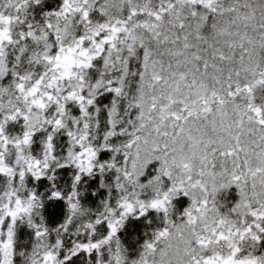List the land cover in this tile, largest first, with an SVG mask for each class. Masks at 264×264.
Wrapping results in <instances>:
<instances>
[{"label":"snow or ice","instance_id":"1","mask_svg":"<svg viewBox=\"0 0 264 264\" xmlns=\"http://www.w3.org/2000/svg\"><path fill=\"white\" fill-rule=\"evenodd\" d=\"M29 2L7 0L12 12L0 9V79L8 71L7 46L20 40L40 45L29 59L45 66L38 76L14 71V94L0 86V177L7 180L0 193V264H13L17 221H26L40 241L30 264H66L81 252L99 257L105 246L107 264H125L117 233L130 215L149 209L163 212L165 224L131 264H264V255H242L241 247L264 239V0H62L58 11L45 13L54 19L39 31L29 25L17 39L14 26ZM102 92L112 100L96 143ZM69 105L78 106V116ZM21 120L22 130L9 135L10 123ZM61 131L68 137L62 160L55 144ZM41 132L40 155H33ZM120 136L126 139L114 144ZM101 150L113 155L101 160ZM152 161H159L156 174L142 183ZM53 164L75 174L71 191L56 189L48 197L63 200L67 210L52 231L68 232L85 215L82 176L114 169L119 193L115 205L104 200L95 219L83 222L78 231L88 238L73 241L62 259L60 235L49 243L44 217L33 219L44 207L41 196L35 189L21 194L29 175L54 180ZM100 186L111 187L103 179ZM232 186L238 199L228 214L218 199ZM180 193L190 203L183 219L173 220ZM104 222L106 234L93 238Z\"/></svg>","mask_w":264,"mask_h":264},{"label":"trees","instance_id":"2","mask_svg":"<svg viewBox=\"0 0 264 264\" xmlns=\"http://www.w3.org/2000/svg\"><path fill=\"white\" fill-rule=\"evenodd\" d=\"M62 4V0H46L43 8L39 5H33L31 8H27L26 14L22 16L21 22L16 25L14 29L16 33V38L19 39L20 32H27L29 30V25L32 27L35 24H43L45 13L58 11ZM99 5V0H98ZM97 5V7H98ZM93 18L96 20L102 19L98 12H93ZM82 30V25H78L77 33ZM54 39V37H51ZM25 47V52L20 53L19 48ZM40 47L35 42L30 39L20 40L19 44L8 45L7 47V65L8 71L6 75L0 79V86H8L14 79L13 72L24 74L25 72H32L34 76H38L42 71H44L43 65L36 64L29 59L32 51ZM55 50V44L53 51ZM20 57L17 60V57ZM102 64V61L97 62V66ZM90 75L92 79L96 78L97 72L95 69L90 70ZM112 100V94L110 92H102L97 96L96 106L101 109L98 119L100 120V127L97 128V140L96 143L102 142V133L106 127L105 118L107 111L105 106L110 105ZM123 106V104H122ZM54 108V106H53ZM69 108L73 115H79L78 106L69 105ZM94 111V109H90ZM23 122H13L10 123L8 127L9 135H16L22 130ZM50 130V129H49ZM45 133L41 132L34 138V143L32 145L31 151L33 155H40L41 152V136ZM126 137H114L112 142L118 143ZM56 144V155L62 160L66 154L68 147V137L62 131L57 133L55 138ZM113 153L109 150H101L99 153V159L106 160L111 158ZM120 158V157H118ZM9 159L14 160L15 154L14 150L10 152ZM159 167V161H152L145 169V174L140 177L141 182H146L151 176L156 174V170ZM53 168L55 165L53 164ZM49 174H53L52 170H49ZM75 174V169L72 167L66 168H55L54 180L48 181L46 177L41 178L37 181L33 179L30 175L26 177V188L22 189L25 193L28 189H35L37 194L41 196L44 207L36 209L33 212V219L39 223L40 217H44V222L49 228V243H54L57 237V232L52 231L59 224L63 223L67 215L66 204L63 200L48 199L51 191L61 190L65 193L71 191L72 177ZM116 173L115 170L105 169L103 173L99 171L94 172L91 176H82V180L78 185V191L80 193V201L83 209L87 210L83 217H75L73 224L70 226L68 232H62L60 235L64 244L60 251V258L62 259L67 250L72 247L73 241L75 240H86L88 235L86 232L78 231L83 227V222L87 220V217L95 219L96 214L103 209V201L108 200L112 205H115L118 199L119 193L114 187V177ZM104 180L106 185L111 187H101L100 181ZM165 179V187L170 183L167 178ZM7 180L6 178L0 177V193L6 189ZM55 184L56 188L53 189L52 185ZM142 198H147L144 196ZM221 200V210L226 208H231L234 202L238 199V194L235 186L229 188L220 197ZM190 200L187 196L180 193L176 198L173 199V207L171 212V218L173 220L183 219V212L186 207H188ZM165 224V217L163 212H158L154 209H149L144 216L130 215L123 227L118 231L117 236L120 240L123 249L125 250V255L127 257L125 264H131V261L137 259L140 253L143 251V245L145 241L150 240L155 231L162 228ZM6 231V227H5ZM15 243H14V257L13 264H23L26 255L30 254L35 245V235L34 229L28 226L26 221H17L15 229ZM107 227L106 222L97 226V232L94 234L93 238H100L102 235L106 234ZM258 248L254 251L255 255L264 254V239L256 243ZM102 255L97 256L94 252L91 255L86 253H79L77 256L73 257L71 260L66 261V264H97L98 259H102L105 264L109 261L110 253L108 246H105L101 250Z\"/></svg>","mask_w":264,"mask_h":264},{"label":"clouds","instance_id":"3","mask_svg":"<svg viewBox=\"0 0 264 264\" xmlns=\"http://www.w3.org/2000/svg\"><path fill=\"white\" fill-rule=\"evenodd\" d=\"M46 3V0H39V2H35V0H30L29 2V6L28 8H31L33 5H39L41 8H43L44 4ZM6 4H7V0H0V9H3L5 10L6 12H12V8L11 7H6ZM25 13L22 14L25 15ZM48 19H54L52 17H48V16H45L44 17V23L43 24H35L33 26V28L37 31H39L42 27H44V24H45V21L48 20ZM78 18L77 17H74L73 18V28L74 30L77 31L78 29ZM16 28V25L14 26V29ZM14 35H16L15 31H14ZM50 39V42L54 45L55 44V40L54 39H51V36L49 37ZM15 45V44H14ZM8 47V46H7ZM39 65H43V64H39ZM43 68H45V66L43 65ZM9 89H10V93L14 94V89L12 88L11 86V83L8 85ZM24 191L21 189V194H23ZM218 203L221 204V200L220 198L218 199ZM225 213H228L230 214V209L229 208H226L223 210ZM172 212V210H171ZM171 214V213H170ZM91 218L90 216L87 217V219ZM62 232H57V235H61ZM46 240L49 239V238H45ZM40 241H35V244L36 243H39ZM122 246V245H121ZM242 249H243V252H242V255L244 254H248V253H254V251L258 248V245L251 241L250 239L249 240H246L242 245H241ZM123 248V246H122ZM33 252V250L31 251V253ZM31 253L26 255L25 258H24V261H23V264H30V261H31ZM264 255V254H262Z\"/></svg>","mask_w":264,"mask_h":264}]
</instances>
